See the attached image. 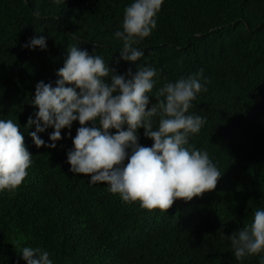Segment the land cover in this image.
Listing matches in <instances>:
<instances>
[{
    "label": "trees",
    "instance_id": "16d2710c",
    "mask_svg": "<svg viewBox=\"0 0 264 264\" xmlns=\"http://www.w3.org/2000/svg\"><path fill=\"white\" fill-rule=\"evenodd\" d=\"M132 2L0 0V119L19 124L32 155L21 185L0 193V264H25L24 246L48 251L54 264H260L259 255L237 261L224 236L264 209V0H164L156 28L137 45L144 51L137 63L158 72L149 106L165 83L202 70L206 90L189 112L206 123L189 145L206 150L222 173L214 190L149 211L69 172L77 122L67 138L61 130L55 149H37L27 134L35 84L55 86L71 45L101 56L117 74L135 72L119 59L122 41L114 37ZM38 35L45 50L22 47ZM51 131L38 135L47 142ZM137 134L151 146L143 129Z\"/></svg>",
    "mask_w": 264,
    "mask_h": 264
},
{
    "label": "clouds",
    "instance_id": "9594fccd",
    "mask_svg": "<svg viewBox=\"0 0 264 264\" xmlns=\"http://www.w3.org/2000/svg\"><path fill=\"white\" fill-rule=\"evenodd\" d=\"M163 3L133 0L124 9L122 30L114 33L122 41L119 59L135 65L134 73L129 69L117 74L101 56L89 54L78 47L80 43L73 44L56 72L55 86L44 81L35 84L30 104L36 110L26 125L34 127L27 134L37 149H55L61 130H69L67 138L77 122L66 153L69 172L84 174L90 184L106 183L108 191L125 203L139 202L149 211L166 212L178 199L188 202L214 190L222 173L206 150L189 145V137L206 123V118L189 112L197 94L206 90L198 79L202 70L165 83L149 106L158 72L137 63L144 56L137 45L156 28ZM33 16L40 18L41 13L34 10ZM22 47L45 50L46 37L34 36ZM49 128L46 142L38 134ZM19 129L13 120L0 119V193L14 192L32 163ZM138 129L152 141L150 147L139 143ZM224 237L237 261L259 255L264 264V209L255 211L250 225ZM19 258L25 264H54L50 253L39 247H22Z\"/></svg>",
    "mask_w": 264,
    "mask_h": 264
}]
</instances>
